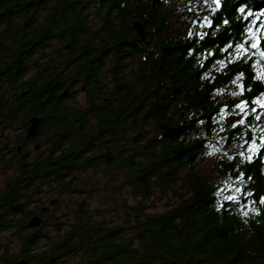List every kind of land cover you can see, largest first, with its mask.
Returning <instances> with one entry per match:
<instances>
[{
	"label": "trees",
	"instance_id": "trees-1",
	"mask_svg": "<svg viewBox=\"0 0 264 264\" xmlns=\"http://www.w3.org/2000/svg\"><path fill=\"white\" fill-rule=\"evenodd\" d=\"M221 3L0 0V144H13L7 157L0 146V163L14 172L0 189V230L15 228L20 241V254L6 248L0 264H64L75 254L81 264H264V0ZM206 16L202 38L175 28ZM75 86L86 106L68 102ZM32 116L35 155L26 135L4 134L15 123L27 134ZM91 171L130 190L126 219L109 224L82 201L69 228L58 225L61 240L35 251L45 235L29 220L57 218L30 209L34 197L79 193L78 176ZM179 184L178 203L149 211L156 192Z\"/></svg>",
	"mask_w": 264,
	"mask_h": 264
},
{
	"label": "rangeland",
	"instance_id": "rangeland-1",
	"mask_svg": "<svg viewBox=\"0 0 264 264\" xmlns=\"http://www.w3.org/2000/svg\"><path fill=\"white\" fill-rule=\"evenodd\" d=\"M176 11L180 15L183 9L181 8V3H176ZM96 26L100 25V22L96 20ZM191 24L189 21L179 20L175 21V28L181 34L187 35L191 29ZM194 27L192 28V32ZM53 46L57 45L56 41H53ZM264 79V76H262ZM236 87H240L238 84ZM235 86H232L231 93H234ZM73 90H76V98L74 100H69L70 104H76L79 106L87 105V98L85 92L81 91L80 86H75ZM261 99L256 100V104L261 103ZM26 130L21 129L19 123H15L10 130H6L4 134L8 135L12 140L14 137L19 135H26ZM37 142H29L25 147V152H29L31 155L36 154L35 144ZM2 152L4 155H9L13 144L7 147L5 144H0ZM45 149L42 146L41 151ZM23 154V153H21ZM213 158H208L202 162L201 168L205 173L209 171L212 166ZM13 171L7 170L3 163H0V189L5 184V181L13 175ZM102 171H98L96 175L91 171L90 173H83L78 176L81 192L79 193H59L52 188H43V191L38 196L34 197L33 203L29 206L30 209L39 210L40 208H48L49 214L54 215L57 219L49 221L47 223H42L41 226L37 227L40 229L45 237L41 240L39 246L35 251H47L50 247L57 241L61 240L63 232L59 233L58 225L64 230L68 229L74 220V210L78 207V204L85 201L91 212L96 217L105 218L109 224H121L126 219L124 214L125 208L123 206L122 199L127 200V203L133 204L134 199L130 194L129 189H125L120 192H115L113 184H109V177L106 176ZM87 181V183H83ZM120 182L118 179L117 182ZM93 182L99 184L98 187L93 186ZM185 190L179 184L173 192H168L167 194H161L156 192V196L151 200L154 202V207L150 208V212H161L164 211L174 204L179 202L180 194ZM54 201V204L51 202ZM34 230V229H33ZM9 249L10 252L14 254H20V241L19 236L16 234L15 228H3L0 230V251ZM64 264H81L80 254H75L67 258H62L60 263Z\"/></svg>",
	"mask_w": 264,
	"mask_h": 264
},
{
	"label": "water",
	"instance_id": "water-1",
	"mask_svg": "<svg viewBox=\"0 0 264 264\" xmlns=\"http://www.w3.org/2000/svg\"><path fill=\"white\" fill-rule=\"evenodd\" d=\"M214 5L217 8H221L222 7L221 0H220L219 6H217L215 3H214ZM203 23L204 24H207V27L208 28L212 25V21L208 22L206 18L203 19ZM198 24H199V21L198 20H194L192 22L191 29H190L189 34H188L189 36L192 34V28L195 27ZM133 25H134L137 33L140 35L141 41H145V39H146V29H145L144 25L141 22H138V21H135L133 23ZM198 35H199V37H201L202 36V32H199ZM66 48H69V46L67 45ZM83 89H85V87H83ZM261 105H264V98H263L262 102L259 104V109L263 110V112H264V107H262ZM39 124H40V117H38V116H32L29 119V121H28V127H27V134H26V137L28 139H34V138L37 137L38 132H39ZM36 148L37 149L39 148V144L36 145ZM51 203L54 204V201L51 202ZM42 223H43V218L41 216H39V215H34L29 220L28 226L30 228H36V227L41 226ZM14 264H29V261L26 258H22V259L16 261Z\"/></svg>",
	"mask_w": 264,
	"mask_h": 264
},
{
	"label": "snow or ice",
	"instance_id": "snow-or-ice-1",
	"mask_svg": "<svg viewBox=\"0 0 264 264\" xmlns=\"http://www.w3.org/2000/svg\"><path fill=\"white\" fill-rule=\"evenodd\" d=\"M213 3H215L217 6H219L220 0H213ZM240 12L243 14L245 12V9L241 8ZM251 15H252L251 13H248V16H251ZM245 18H247V17H245ZM227 23H228V21H225V24H227ZM250 34L253 36V38H255V33H250ZM258 46H259L258 44H252L251 45L252 48H257ZM228 47L231 48L232 45H229ZM237 48H238V53L239 52H245L246 53V50H245L243 44L238 45ZM261 55L264 56V52H261ZM261 106L264 107V105H261Z\"/></svg>",
	"mask_w": 264,
	"mask_h": 264
},
{
	"label": "flooded vegetation",
	"instance_id": "flooded-vegetation-1",
	"mask_svg": "<svg viewBox=\"0 0 264 264\" xmlns=\"http://www.w3.org/2000/svg\"><path fill=\"white\" fill-rule=\"evenodd\" d=\"M3 28V26H0V29H2ZM206 28V25L205 24H202V23H199L198 25H196L195 27H194V31H193V33H192V36L194 35V34H196V32H198V31H200V30H203L204 31V29ZM31 141H33V142H37L35 139H28L26 142L27 143H29V142H31ZM38 143H36L35 145H37ZM18 151H20V148L18 149ZM9 153H11V152H9ZM48 209V208H47Z\"/></svg>",
	"mask_w": 264,
	"mask_h": 264
}]
</instances>
